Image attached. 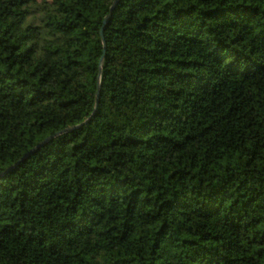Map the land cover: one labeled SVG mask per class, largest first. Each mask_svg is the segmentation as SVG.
<instances>
[{"label":"trees","instance_id":"1","mask_svg":"<svg viewBox=\"0 0 264 264\" xmlns=\"http://www.w3.org/2000/svg\"><path fill=\"white\" fill-rule=\"evenodd\" d=\"M113 1L0 0V264H264V0Z\"/></svg>","mask_w":264,"mask_h":264},{"label":"water","instance_id":"2","mask_svg":"<svg viewBox=\"0 0 264 264\" xmlns=\"http://www.w3.org/2000/svg\"><path fill=\"white\" fill-rule=\"evenodd\" d=\"M119 1H120V0H114V1H113L112 5H111V7H110L109 13L106 15V17L104 18V21H103V26H102V28H101L100 34H101V38H102V41H103L104 49H103V55H102V57H101V59H100V64H102V61H103V59H104V53H105V51H106V45H105V39H104V30H105V26L107 25V23H108V21H109V19H110V16H111V14H112V11L114 10V8L116 7V5H117V3H118ZM101 69H102V66H100V74H101ZM99 96H100V76H99L98 86H97V90H96V104H95V110H94V112H93L92 115H94V113H95V111H96V109H97L98 101H99ZM89 120H90V118H88V119L85 120L83 123H81V124H79V125H77V126H74V127H72V128H69V130H70V129H73V128H77V127H79V126H81V125L87 123ZM62 132H63V131L58 132V133L55 134L54 136H56V135H58V134H60V133H62ZM54 136H50V137L46 138V139H45L41 144H39L36 148H38L39 146L45 144L47 141H49V140H50L52 137H54Z\"/></svg>","mask_w":264,"mask_h":264}]
</instances>
